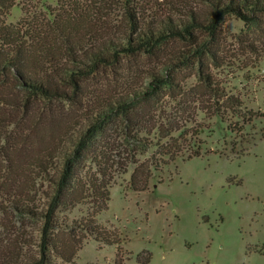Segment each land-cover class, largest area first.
Segmentation results:
<instances>
[{
    "label": "trees",
    "instance_id": "trees-1",
    "mask_svg": "<svg viewBox=\"0 0 264 264\" xmlns=\"http://www.w3.org/2000/svg\"><path fill=\"white\" fill-rule=\"evenodd\" d=\"M18 1L0 0V264L74 263L89 238L117 245L115 264H125L119 232L97 218L110 188L132 167L131 189L146 191L155 172L201 154L186 142L203 130L151 105L174 84L172 64H139L115 80L104 71L212 33L228 15L253 21L264 0H164L158 9L143 0H59L6 23ZM241 105L229 97L219 111L244 120ZM78 206L85 211L70 219Z\"/></svg>",
    "mask_w": 264,
    "mask_h": 264
},
{
    "label": "rangeland",
    "instance_id": "rangeland-1",
    "mask_svg": "<svg viewBox=\"0 0 264 264\" xmlns=\"http://www.w3.org/2000/svg\"><path fill=\"white\" fill-rule=\"evenodd\" d=\"M58 1L19 0L6 23ZM160 3L143 0L150 8ZM195 6L206 15V7ZM194 34V41H169L153 56L104 71L115 80L129 69L134 74L139 64H172L174 84L151 97V105L173 117L182 114L188 128L203 131L186 142L201 154L188 159L185 153L155 172L146 191L131 189L130 167L110 188L98 222L119 232L125 264H139L138 254L146 251L147 264H264V12L253 21L231 14L212 33ZM229 97L240 99L244 120L219 111ZM83 211L78 206L68 216ZM117 247L89 238L74 263L58 264H115Z\"/></svg>",
    "mask_w": 264,
    "mask_h": 264
}]
</instances>
